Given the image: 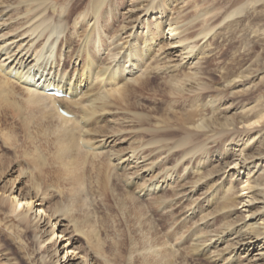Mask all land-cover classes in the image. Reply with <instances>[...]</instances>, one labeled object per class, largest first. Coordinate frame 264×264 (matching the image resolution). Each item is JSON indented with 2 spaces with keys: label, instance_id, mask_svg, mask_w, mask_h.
Here are the masks:
<instances>
[{
  "label": "bare ground",
  "instance_id": "obj_1",
  "mask_svg": "<svg viewBox=\"0 0 264 264\" xmlns=\"http://www.w3.org/2000/svg\"><path fill=\"white\" fill-rule=\"evenodd\" d=\"M108 1L109 0H19L16 3H10L7 0H3L1 2V5L4 4L5 6L0 7V17L6 10L8 12L10 11L11 14L13 13L15 16L24 13L27 19L25 24H28L22 32L12 36L13 40L23 36V39H20V46L17 45L18 48L21 47L25 38H28L26 44L27 49L23 47L18 53L15 52L16 56L11 61L13 62L15 60L14 68H10L9 70L6 68V70L2 63L4 61H0L1 121L14 120L24 132L28 131L30 123H39V125L47 124V127H50V125H57L56 130H54V132L57 131V134L55 136L56 151L55 154L53 153V157L58 161L56 163L60 164L62 167H60V169H63L68 175L69 181L64 178L66 182L71 184L69 185V195L66 199L52 204L53 210L51 215H48L47 222H49L50 217L56 214L58 216L54 219L60 217L68 218L70 223H73L72 227L74 231L78 232L79 235L81 234L84 239L86 238L85 241L89 244L90 252H85L86 254L81 256L82 258H86V261H82V264H90L89 261H93L94 264H97V262L100 264H113V261L105 254L103 241L99 238L98 228H96V221L92 223L90 212L85 211L81 207L87 204V199L90 200V196H88V194H83L85 191L87 193V189L84 187L85 184L81 178L80 173L82 172L79 174L77 172L81 170L79 168H81L83 163V161L80 162L81 154L88 155L90 153L94 155L97 152H92L94 148L96 149V144L94 146L91 142L92 140L87 137L83 138L80 144V137H84L82 129L86 128V130L89 131L87 129L89 125H93L94 123L97 124L99 120L102 121L103 114L101 116L100 112H106L107 115L112 111V109L108 107L109 102L107 103V99L109 97H116L119 101L125 103L124 110L127 109L131 111V115L128 117L129 121H124L126 119L121 117L122 122L120 124H127L129 127L127 126L125 128L141 131L138 135H134L133 140L148 138L147 143L139 142L141 144H130L132 155L134 152H137L138 149L140 151L137 160L149 156L150 153L156 151V154L150 157L152 161L157 160L161 155L163 156V154H167L163 160V166L172 165V168H182V171L186 170V167L182 163L185 157H189V160L195 156L197 160L200 155L209 154L212 158H218V160H220L216 167L211 166V168L207 170L203 169L200 160H198L196 164L192 166V171H188L187 174V177L194 174L193 176L196 178L191 186L186 187L184 183L178 184V186H181V191L180 193H176V195L181 194V197L175 196L176 198H169L165 192L161 193L159 181H151L144 193H146L145 195L147 196L152 193L155 195V199L151 200L152 205H154L153 213L150 212V205H148V203H144L145 201L143 202V199L134 195L136 189H140V191L144 190L140 184L142 181H139L140 183H137V188L132 191L129 189L132 187H130V184L134 185L135 182L130 181L128 183L127 179L122 178L124 187L120 188L123 194L121 197L118 196V198L115 194L116 196L113 195V199L115 198L117 200L116 206L119 210L126 209L122 211L123 214L127 215L125 222L136 225V231L139 236L135 238L137 244L136 250L138 252L135 259L138 264H187L186 256L180 252L181 246L175 248L173 246L174 243H171L173 240H179L186 232L187 234H185L184 240L185 242H189V244L183 247V250L186 251L187 257L191 256L194 252H197L201 256H208L210 249L216 247L218 242L223 241V239L227 237L226 248L221 252L214 250V252H217L215 253L214 259L219 261H224L226 259L230 262L233 260L235 254H247L250 256L253 251H256V254L252 257L259 256L258 260H264V251L262 252L264 249V217H261L263 213L256 214L260 210H251V205L258 199L260 193H262L261 190L258 191L256 187L262 184L264 185V183H262L264 177L259 175L254 177L263 165L261 166L260 164V168H258L256 172H254L255 167L256 164L258 165L259 163L255 162L254 165H252L253 160H260L264 157V151L262 147H260L264 139L263 110L251 107L248 112V110L242 106L240 108L241 111L244 110L242 112V120L236 122L234 119L231 120L228 116H225L228 109H232V103H228L227 105L220 103L219 100L222 95L216 100L213 95H201V92H197V95H188V93L184 91H188L189 88H184L185 90L181 89L183 84L191 88L192 84H195L197 80L204 75L202 63L210 54V49L207 47L208 43H205L208 42L209 39L213 40L218 37L220 34L218 28L223 27L220 24H223L228 19H234L244 15L246 9L253 2L259 3L264 1L238 0L223 16L222 20L217 23L218 18H216L215 9L212 7L199 8L195 11L194 15L189 17V15L183 14L185 7L187 8V0H136L130 14L124 19L128 20L124 21V25L122 28L120 27L121 30L116 32L113 30L114 27L113 29L110 27V21L114 17L112 8H104L105 3ZM172 5L174 6L172 7ZM261 5L264 7V3ZM115 6L112 7L114 8ZM13 17L14 16H12V18ZM195 23H199L201 26L196 34L192 35V28ZM25 24L20 23L19 27ZM69 25L75 26L73 32H68ZM136 25L141 27L140 32H132V29ZM218 25L220 26L216 28ZM88 26L90 27L87 31ZM100 28L102 31L104 30V34H100ZM123 35L126 36L123 37ZM34 41L37 42V44L33 48ZM108 41L110 42V46L115 45L114 51L108 48ZM28 43H30V46H27ZM155 47L163 50V58L160 56L159 58L155 55ZM31 48H33V50L27 59L30 57H32V59L26 64V60L23 62V59ZM24 49L25 51H23ZM4 50L6 51L7 48H4ZM105 50L110 52L108 56L113 58V60L112 62L103 64L104 62L102 63L99 60L102 52ZM172 52L179 58L176 64L178 66H169L171 61L169 63L168 59L166 61V58H168V55ZM19 54L20 57L18 58L17 56ZM173 54L169 56L172 57ZM164 59L166 62L162 63ZM185 59L191 66L187 70H184L185 68H180L183 67V65L179 66L180 62H183L182 60ZM71 63H73V71L67 73L63 67ZM10 67H13V65ZM179 69L182 70L180 71ZM160 70L162 73H166L165 82L170 85L172 88L170 89V93L175 95V97L173 100H169L172 95H154V97H160L158 104L163 105L165 110H163L161 115H157L160 108L153 106V115L150 113L141 114L138 110L147 103H145L146 100L139 102L143 95L137 94L143 91V85H146L144 76H156ZM126 71L131 74L128 79L125 78ZM129 80L132 81L135 86H125L128 84L126 81ZM13 82L19 84L25 92L19 98L16 96V91L11 87V83ZM120 82L121 84H119ZM245 85L246 84H244V87ZM50 86L60 88L68 95L80 93V91L81 94L86 93L85 95H89L93 91V98L91 97V101L86 100L87 102L85 105L81 104L79 107L80 109H77L78 111L74 109V112H70L65 109L66 112L72 113V117L69 118L56 109L55 105H53L54 98L48 93H45L44 89ZM85 87V92H83V88ZM138 96H140L139 100L135 101L133 98ZM61 99L62 98H60V100ZM97 102L99 103L96 105ZM186 102L187 106L184 105ZM70 103L71 105L73 103L79 106V102L74 101ZM81 107L86 109L81 111ZM99 113L100 115L98 117L97 115ZM209 113L212 115L206 117ZM105 118L103 120H105ZM53 119L55 121L57 119L59 121L58 124H54L52 121ZM69 122H72V125H69ZM88 122V126L85 127ZM114 128L112 125H109L107 121L103 125H99L92 130L94 132H99L102 137L107 138L106 136H108V133L118 132L119 129H122L119 127H117L118 129ZM209 133H217L215 138L213 137V143L217 142L216 144L219 146H222V143H228L226 147L224 146L223 152H218V150L215 149L216 144L208 149L205 147V143L198 142L201 137ZM13 137L14 135L11 131L0 132V141L2 143L0 145V151L2 150L1 152H3V154H0V176L3 174L7 175L15 166H17L15 169L18 170L19 164L17 165L18 162L15 160V157L9 156L12 152L8 153V156L6 155L7 150H11L9 146H13L10 142ZM3 145L7 146L2 148ZM98 145H100V143ZM144 145H153L154 148H149L147 152H145ZM229 146L236 148L234 150L239 153L233 154L234 151L226 149ZM102 147H104V145ZM86 149L87 151H84ZM31 156V161L29 160L30 158L27 159L32 163L30 168L38 169L37 172H40L43 165L46 163L44 155L37 151V153L34 152ZM118 156L120 158V155ZM175 156L178 157V161L176 164H173L174 158L172 157ZM109 163L108 161L103 168L100 167L97 169L99 170V174H101V168L104 171ZM149 165L141 166V169H151V171H154L152 164ZM228 167L231 173H228ZM112 168L114 167L112 166ZM112 168L110 167L109 170H112ZM19 169V174L25 173L26 171H23L24 169L20 167ZM32 169L27 175L30 185L26 193H8L6 197L0 198V212L2 213V211H4L5 213L16 214L15 216L18 217L19 225L21 226L17 234L23 236H28L32 232L30 228L35 226L36 228L38 227L43 213H46V210L43 208V204L46 200L42 195H50V193L46 191L47 189L44 190L41 187V183L36 177L37 174L34 175ZM116 169L118 170L120 168L115 166L114 170ZM159 170L160 169H158V171ZM117 172L115 171L116 175L114 176L119 174ZM178 173L179 172L175 170L164 172L162 177L163 183L167 178L169 180H167L166 183H171L173 175L174 181H176V178L179 177ZM225 173L228 174L226 175ZM123 176L124 175H121L120 178ZM239 176H241V178H239ZM127 178L129 179V177ZM98 180L101 182L100 179ZM118 181L120 182L121 180ZM143 185H145V183H143ZM40 189L41 193L39 192ZM197 189L201 190L200 195H204L202 201L198 203H195L194 200L186 203L182 201V195L187 194V192H189V194L195 193ZM62 191L59 192L63 193ZM111 193L113 194V192ZM174 195L175 194H173V197ZM116 200L114 202H116ZM194 203L195 205L193 206ZM238 205L247 208L245 212L248 213H246L247 215H242L243 221L241 224L237 223L240 222L241 219H232L231 221L222 220L220 230H209L211 225H213L212 222L209 224L207 221L209 216L217 214L218 212H223L221 215L218 213L217 220L219 217L222 219L223 214L228 218L231 216L230 212L233 211V209L234 211L238 209L236 208ZM76 207H81V209L84 210L82 215H73L72 212L77 210L75 209ZM34 208L35 213L33 212L34 214L31 216L32 213L28 214V212ZM160 208L163 212L165 211V214L162 213V215L159 213L158 209ZM184 209L185 212L183 211ZM182 211L183 213L179 214ZM127 212L130 214H127ZM70 216L71 219H69ZM248 216L253 217L254 221H244ZM180 218L181 220H179ZM211 219L212 221H217L214 220V218ZM10 220H12L11 217ZM166 220H172L173 225L176 223L178 224L173 227L172 230L167 231L168 226L165 225ZM188 221H192L195 226H193L192 223V228L190 225H186L189 223ZM260 221L262 224H259ZM56 223L57 221L52 223L49 235L44 240L39 241V244L51 239L52 236L54 237L57 234L61 236L64 230L59 232L56 231ZM185 225L188 227L182 230ZM158 226H161L163 231L159 230ZM232 226L234 227L231 228ZM212 232L214 235L210 234ZM3 237L4 247L7 241H13L11 235L6 234L3 235ZM78 237L70 235V237L67 238L69 240L67 245L72 246V244L77 241ZM125 238L129 241V236ZM21 242L19 238L15 244L16 250H21V248H23ZM113 242V248L118 258L121 256L119 249L125 244L121 242L120 245L119 241L115 240ZM62 247L64 250L61 251L59 257H57V259L53 258L52 260V257H50L48 264H71L69 263L70 260L74 259L71 254H74V250L78 249V247H67L66 244ZM16 250L13 251L10 248V253L14 254ZM81 251L83 250L81 249ZM81 251H79V253H81ZM53 252L55 253L56 250H53ZM226 254H228V257L224 258ZM115 260L114 262H116Z\"/></svg>",
  "mask_w": 264,
  "mask_h": 264
},
{
  "label": "rangeland",
  "instance_id": "obj_2",
  "mask_svg": "<svg viewBox=\"0 0 264 264\" xmlns=\"http://www.w3.org/2000/svg\"><path fill=\"white\" fill-rule=\"evenodd\" d=\"M2 1L3 0H0V7L5 6L4 4L1 5ZM7 1L10 3L11 2L16 3L19 0H7ZM111 1H113V2H111ZM135 1L136 0H109L108 2L105 3L104 8L109 9L111 7L112 12L114 13V15H113L114 17L110 21V27L112 29L114 27L113 30L115 32L118 30H121L120 27L122 28V26L124 25V21L128 20V19H126V20H124V19L127 18L128 15L130 14L132 6L136 3ZM237 1L238 0H187V8L185 7L183 14H187L190 17V16L194 15L195 11L199 8L212 7L215 9V13L217 15L216 18H218V20H217V23H218L222 20L223 16L234 6V4ZM262 1H264V0H262ZM109 2H110V4H109ZM263 3L264 2H259V3L253 2L246 9V12L244 15H241L240 17H236L234 19L226 20L223 24L222 23L220 24L223 27H219L220 25H218L216 27V28L219 27L218 30L220 32L218 37L214 38L213 40L209 39V41L205 43V44L208 43L207 47L210 49V54L204 59V62L202 63V67H204V69H203L204 75H202L200 77V79H198L195 84H192L191 88L188 86L186 87L184 84L181 87V89L189 88L188 91H184V92L188 93V95H197L196 94L197 92H199V93L201 92L200 93L201 95H213V96H215L216 100L218 99L219 96L222 95L220 97V100H219L220 103H222L223 105H225V104L227 105L228 103H232V107H231L232 109H228L225 116H228L231 120L234 119L236 122L238 120H242V116H243L242 112L244 111V110L241 111V109H240L242 106H244V108L247 109L248 112H249L251 107H255V108L263 110V113H264V7H263V5H261ZM115 5H117L118 7ZM112 6H115V7L113 8ZM173 6L174 5H172V7ZM18 15L15 16L13 13L11 14L10 11L8 12L6 10L5 12H3L1 14V17H0V47H1V49H0V61H4V62H2L3 65L5 66L4 69L7 68L8 70L10 68H14V66H15L14 61L15 60L13 62H11V61L16 56V53H18L19 50H21L23 47H26V44L28 42V38L27 39L25 38V40L22 42L21 47L18 48V46H20L21 40L23 39V36L18 37L19 39L16 38L14 40L12 38L13 35H16V34L22 32L28 25V24H25V22L27 20L25 17L26 15L24 13H22L19 16ZM116 15H117V17H116ZM12 16H14V17L12 18ZM20 23H23L25 25H23L22 27H19ZM200 26L201 25L199 23L194 24V27L192 28V35L196 34V32L199 30ZM89 27L90 26H88L87 31L89 30ZM74 28H75L74 25H69L68 26V32L69 31L73 32ZM101 28L99 29L100 30L99 32H101L100 34H104V30L102 31ZM140 30H141V27L136 25L132 29V32H136V31L140 32ZM66 33H67V30H66ZM125 36L126 35H123V37H125ZM109 41H108V46H109L108 48L111 49V51H114L115 45L110 46ZM36 44H37V42L34 41L33 48H34V46H36ZM27 46H30V43H28ZM4 48H7V50L5 51ZM33 48H31L28 51L26 57H24V59H23V62H25V60H26V64L29 63V61L32 59V57H30L28 59H27V57L29 56V54L31 53ZM26 49H27V47H26ZM7 51H9V52H7ZM23 51H25V49ZM154 52H155V55L157 57H159V56L161 58L164 57L163 50H160L158 47L154 48ZM173 53L174 52L170 53L169 55H171ZM109 54H110V52H108V50H105L104 52H102L99 61H101L102 63L104 62L103 64L108 63V62H112L113 58H110V56H108ZM169 55H168V58H166V61L168 59V63L171 61L169 63V66H171V65L172 66L173 65L178 66L176 64L178 63L179 58L177 56H175L176 54H173L172 57H170ZM17 57L19 58L20 54ZM162 61H163L162 63L166 62L165 59ZM182 61L183 62H180L179 66L183 65V67H180V68H185L184 70H187L189 67H191L189 65V62H186V59L182 60ZM193 61H194V59H193ZM9 65L10 66L13 65V67H10ZM63 68H65L67 73H71L73 71V63L66 65ZM177 69H178V67H177ZM161 70L158 72V74L156 76H154V75H151L150 77L144 76V80L146 82V85L145 86L143 85V91H141L140 93L137 94V95H143V96H141L139 102L146 100L145 103H147L144 105V107H141L138 110L139 113H141V114L150 113L153 115V112H152L153 106L160 108L157 115H161L163 110H165L164 109L165 107H163V105L158 104L159 103L158 100L160 99V97H158V96L154 97V95H172L169 100H171V99L173 100V98L175 97V95L170 93V89H172V88L170 87L169 84H167L165 82L166 73L165 72L162 73ZM132 74H133V72H132ZM125 75L124 76L126 79L130 78V76H131V74L128 73L127 71L125 72ZM133 76H135V75H133ZM130 80L126 81V82H128V84L125 86H132V87L135 86V84H133V82ZM119 84H121V82ZM244 84H246L245 87H244ZM11 85H12L11 87L13 88V90L16 91V93H17L16 96L18 98L25 93L19 84H16L13 82V83H11ZM107 88H108V86H107ZM83 89H84L83 92H85L86 87ZM91 93L89 95H85L86 93L81 94V91H80V93H73V94L69 95V98L63 97L64 99L63 98L61 100L59 99V101L64 106V109H67L70 112H74V109H76V110L80 109L79 107L81 104L85 105L87 102L86 100L91 101L90 99H91V97L93 98L94 92L92 91ZM139 97L140 96L135 97L133 99L136 101V100H139ZM107 100H108L107 103L109 102L108 103L109 109H112V111L107 114L108 117L106 115V112H104V113L100 112L101 116L103 114V116H102L103 119L106 117L105 120H103V119H102V121L99 120L101 123L102 122L103 123L101 124L98 121L97 124L94 123L93 125L88 126V124H89V122H88L85 125V127L88 126L87 129L89 131H87L86 128H83L82 133L84 132L83 133L84 137H80V141H79L81 144L83 138L87 137L88 139H91L92 141L91 140L90 141L93 143V145L95 146V144H96V149L94 148L93 149L94 151H92V150H90V151H92V152L97 151L94 154L95 156L91 155L89 152H88L89 153L88 155L81 154V156H80L81 157L80 162L83 161V163L81 165V168H79V169H81L82 171L78 170L77 173L79 174L80 172H82V173H80L81 178L85 184L84 187H86V189H87V193L85 191L83 194H85V195L88 194V196H90L89 199L91 200L90 201L87 199L86 205L88 207L86 205L81 206V207L85 211L90 212V215L92 217L91 218L92 223H94L96 221L95 222V224L97 226L96 228H98L97 229L98 234L100 235L99 238H101L103 241L105 254L110 260L113 261V264H138V262L135 259L136 255L138 254V252L136 250L137 244H136L135 238L139 236L138 232L136 231V225H132L131 223L125 222L127 215L123 214L122 211H125L126 209L125 210L124 209L119 210L116 206L117 200L114 198L116 200V202H114L115 200L113 199V195L116 194L117 198H118V196L121 197L123 194L122 190H121V188L124 187V182H123L122 178L127 179L128 183L130 181L135 182L134 185L130 184V187L131 186L132 187L129 189L132 191L137 188L136 187L137 183L139 184L142 181L140 184L144 190L140 191V189H136L134 191V195L140 197V199H143V202L145 201L144 203H146V204L148 203V205H150L149 206L150 212L153 213V206L154 205H152L151 200L155 199V197H154L155 195L152 193L153 195L150 194L147 196V195H145L146 193H144V191H146V189L148 187V184L151 183V181H159V185H161V187H160L161 193L165 192L169 198L170 197L176 198L177 196L181 197V194L176 195V193H180V191H181V186H178V184L184 183L186 185V187L191 186L192 182L196 178H194V176H193L194 174L192 176H189V177H187L188 176L187 174H188V171H190V172L192 171V166L195 165L198 160H200V163L202 164L203 169H205V170L210 169L211 166L216 167L218 165V163L220 162V160H218V158H212L209 154L208 155L202 154L197 158V160H196L195 156L189 160H188L189 157L188 158L185 157L183 160L184 162L182 161L183 165L186 167L185 171H182L181 170L182 168L181 169L180 168L174 169V168H172V165L163 166V162H164L163 160L167 154H163V156L161 155L157 160L152 161V159H150V157L154 156L156 154V151L154 153H150L149 156H146L144 158H140L137 160V157L140 155V151L138 149V151H137L138 155H137V152H134V154L132 155L131 154L132 150L130 148V144L131 143L135 144V145L141 144L139 142H146L147 143L148 138L143 139V140L142 139H140V140L134 139L133 140L134 135L135 134L138 135L139 133H141V131L125 128L127 126L129 127V125L123 124L124 125L123 126L120 124L122 122L121 117H124L126 119L124 121H129L128 117H129V115H131V111H128L127 109L124 110L123 108L125 107V103L119 101V99H117L116 97H114V98L109 97ZM74 101L79 102V106H77L76 104L74 105L73 103L71 105L70 102H74ZM219 101H217V102H219ZM98 103L99 102H97L96 105ZM186 104H187V102L184 103L185 106H187ZM84 109H86V108L81 107V111ZM100 113L98 115L97 114L96 115L99 117ZM81 115H83V114H81ZM211 115L212 114L209 113L208 115H206V117H210ZM217 115H219V114H217ZM71 117H72V115H71ZM71 117H69V118H71ZM75 117H76V115H75ZM52 121L54 124H58V122H59L57 119H56V121L54 119ZM107 121H108L109 125L113 126V128L115 127L116 129H118L117 127H119L122 129L121 130L119 129L118 132L108 133V136H106L107 138L102 137L99 132H94L92 130V129L98 127L99 125H103ZM68 124L72 125V122H69ZM47 126H48L47 124L39 125V123L38 124L37 123H30L28 131L24 132L21 129V127L17 124L16 121H14V120L1 121V117H0V132L11 131V133L14 135L13 139H11V141H10L12 143L11 145H13V146H9V149H11L12 151L7 150L6 155L8 156V153L12 152L11 154H9V156L15 157V160L18 162L17 165L19 164L18 170L15 169V168H17V166H15V168H13L7 175L3 174L0 176V198L6 197L8 195V193L19 194V192L26 193L28 191V187L30 185V182L28 181L27 175H28L29 171L32 169V168H30L31 167L30 165L32 164L30 162L31 158H32L31 155H33L34 152L37 153V151L42 153V155H44V157L46 159L45 160L46 163L43 165L41 170L39 169L40 172L39 171L37 172L38 169L37 170L32 169L33 170L32 173L34 175L37 174L36 177L38 178V181L41 183V187L44 190L47 189L46 191H48L50 193V195H48V196L42 195V197H44L46 200V202H44V204H43V208L46 210V213H43L42 219L38 223L37 228H36V226L30 228V230L32 232L28 236L27 235L23 236V235L17 234V231H19V229H21V226L19 225L18 217L15 216L16 214L14 215L13 213H10V214L5 213L4 211H2V213L0 212L1 213L0 214V264H48L50 257H52L51 260L53 258L57 259V257H59V255L61 254V251L64 250L62 246L65 244L67 247H72V246L78 247V249L74 250V254H71V255L75 256V257L72 256V258H74V259L70 260L69 263H71V264H82V261H86V258H82L81 256L85 255L86 254L85 252H90L89 244L87 241H85L86 238L84 239V237L81 234L79 235L78 232L74 231V229L72 227L73 223H70V220H68V218L60 217L58 219H54L56 216H58L56 214L55 216L50 217L49 222H47L48 215H51L52 210H53L52 204L57 203V202H61L62 199L63 200L66 199V197L69 195V191H68V189H70L69 185H71L70 183L66 182V179L68 180V175L63 171V169H60V167H61L60 164H57L56 162H58V161L56 159H54L55 157H53V155L55 154V151H56L55 150L56 149V147H55V136L57 134V131L54 132V130H56L57 125H53V126L50 125V127H47ZM108 130H109V128H108ZM217 133L216 134H210L209 133L206 136L201 137L198 140V142L199 143H205L206 144L205 147L209 149L212 145H215L217 143V142H215V143L212 142L213 139L215 138V136L217 135ZM80 135L82 136L81 133H80ZM99 143H100V145H98ZM1 144L2 143L0 141V145ZM222 144H223L222 146H219L217 144L215 145V149L218 150V152H223V149L227 146L228 143H225V144L222 143ZM103 145L105 148L102 147ZM6 146L7 145H3L2 148L6 147ZM98 147H100V148H98ZM260 147H262V149L264 151V139L262 141V146H260ZM149 148H154V146L153 145H144V151L145 152H147V150ZM6 149H8V148H6ZM226 149L234 151L233 154L239 153L238 151L234 150L236 148H234L233 146H229ZM1 151H0V154H3V152H1ZM84 151H87V149ZM112 153H113V155H112ZM118 155H120V158ZM107 157H108V159H107ZM0 158H1V155H0ZM172 158H174L173 164H176V162L178 161V159H177L178 157L175 156ZM27 159H29L30 161ZM179 159H180V157H179ZM262 159H264V157L261 158L260 160L259 159L253 160L252 161L253 164L251 163L252 165H254L255 162L259 163L258 165L256 164L254 172H256V170L258 168H260V164H261V166L263 165L261 167V169L258 170V172L255 174L254 177H256L257 175L264 177V170H263L264 160H262ZM107 160L110 163L107 165V167L103 171L102 168L105 164H107V162H108ZM115 161H117V162H115ZM113 162H115V163L112 164ZM150 162H153V163H150ZM203 162H204V164H203ZM147 164L148 165L152 164V168L154 167L153 168L154 171L153 170L151 171V169H148V170L147 169H141L142 168L141 166H146ZM204 165H205V167H204ZM112 166L114 168H112ZM115 166L117 168H120V169L114 170ZM19 167L23 168L24 169L23 171L26 170L27 172L25 171V173L19 174L20 173ZM100 167H102L101 168V174H99V170H97ZM110 167L112 168V170H109ZM158 169H160V170L158 171ZM252 169H253V167H252ZM171 170L172 171L173 170L178 171L179 177L176 176L178 178H176V181H174V178H173L174 175H173L171 178V183H166L167 180H169L168 178L163 183V180H162L163 173L166 171L170 172ZM227 170H229L228 173H231V170L229 167L227 168ZM115 171L116 172L118 171L117 173H119V174H117V176H114V175H116ZM122 172H123V174H122ZM228 173H225V174L227 175ZM18 175H20V176H18ZM58 175L60 178L58 177ZM121 175H124V176L120 178ZM86 176H87V178H86ZM127 177H129V179ZM192 177H193V179H192ZM64 178H66V179H64ZM130 178H131V180H130ZM150 178H152V179H150ZM239 178H241V176H239ZM98 179H100L101 182ZM190 179H192V180H190ZM118 180H121V181L119 182ZM238 181H239V179H238ZM143 183H145V185H143ZM262 183H264V181H262ZM256 189L258 191L261 190L262 193H260V196L258 197V199L255 200L254 203L251 205V210L252 209L253 210H260L256 214L263 213L261 217H264V198H263L264 185L262 184V185L256 187ZM58 190L59 191L63 190L62 191L63 193L59 192ZM197 190L195 191V193L189 194V192H187V194L182 195L183 196L182 201H185V203L188 201H191V200L192 201L194 200L195 203L202 201V198L204 195L203 194L200 195L201 190H198V191ZM39 192L41 193V189ZM111 192H113V194ZM1 193H4V194H1ZM119 193H120V195H119ZM173 194H175L174 197H173ZM249 194H251V193H249ZM89 202L91 203V205ZM195 203L193 204V206L195 205ZM81 207L75 208L77 210L72 212L74 216L79 215V214L80 215L83 214L84 210H82ZM240 207H241V205L240 206L238 205L236 207L238 209H235V211L232 208L233 211L230 212L231 216L228 218L226 216H224V214H223L222 215L223 218L221 219V217H219L217 220L218 213H219V215H221L223 212L222 213L218 212L217 214L209 216L207 218L208 223L209 224H211V222L213 223V225H211L209 230H211V231L212 230H217V231L220 230L221 225H222V220L223 221H226V220L231 221L232 219H241L240 222H237L238 224H241L243 221L242 215H244V214L247 215L248 213L245 212L247 210V208H244V206L241 208ZM78 209H79V211H78ZM158 211L160 214H162V213L165 214V211L163 212V210H161V208L158 209ZM183 211L185 212V209ZM183 211L180 212L179 214L183 213ZM33 212L35 213V208L30 210L28 212V214L32 213L31 216H33V214H34ZM127 214H130V213L127 212ZM10 217L12 220H10ZM128 218H130V217H128ZM211 218H214V220H217V221H212ZM69 219H71V216ZM179 220H181V218ZM54 221H57V223L55 224V226H56L55 230L58 232L61 230H64V232L61 234V236H59V234H57L54 237L52 236L51 239L46 240V241L39 244L38 243L39 241L44 240L49 235L52 223ZM244 221L252 222L254 220H253V217L248 216L247 218L244 219ZM155 223H156V220H155ZM189 223H187L186 225H188V226L190 225L191 228L193 226H195V224L192 223V221H190ZM191 223L193 226L191 225ZM177 224L178 223L173 225L172 220H166L165 221V225L168 226L167 231L172 230V228L175 227ZM259 224H262V222L260 221ZM186 225H185L184 229H182V230H185L188 227V226L186 227ZM158 227H159V230L163 231L161 226H158ZM233 227L234 226H232L231 228H233ZM6 234L11 235L13 241H7L6 246L4 247L3 235H6ZM185 234H187V232ZM185 234L179 240H177L178 242L176 240L175 241L173 240V242H171V243H174L173 246L175 248L181 246L180 252L184 256H186V263L187 264H264V260H262V261L258 260L259 256L252 257V256H254V254H256V251L255 252L253 251L252 255H250V256L247 254H239V253L235 254L233 257V260L230 262L226 259L224 261H219L217 259H214L215 253H217L216 251L221 252L222 250H224L226 248L227 237L224 238L223 241L218 242L216 247L211 248L208 256H201L197 252H194L191 254V256L187 257L186 251L183 250V247H185L189 244V242H187V241L185 242V240H184L185 236H186ZM210 234L214 235L213 232ZM70 235L75 236V237L80 236V237H78L77 241H75L72 244V246L67 245V243L69 242V240L67 238L70 237ZM126 236H129V241H127V239L125 238ZM19 238L22 241L21 243H22L23 248H21V250H16L15 244ZM168 239H169V237H168ZM114 240L119 241L120 245H121V242H123L125 244V245H122L121 248L119 249L121 256L118 258L116 257V251L113 248L114 247V242H113ZM10 248L13 251L16 250V252L14 254L10 253ZM81 249L83 251H81ZM53 250H56V252L54 253ZM214 250H216V251L214 252ZM79 251H81V253H79ZM263 251H264V249L262 250V252ZM69 254H70V252H69ZM224 256L223 257L226 258V257H228V254H226ZM208 257H210V258H208ZM114 260L116 262H114ZM179 260H180V258H179ZM89 263L94 264L93 261H89ZM97 264H100V263L97 262Z\"/></svg>",
  "mask_w": 264,
  "mask_h": 264
}]
</instances>
